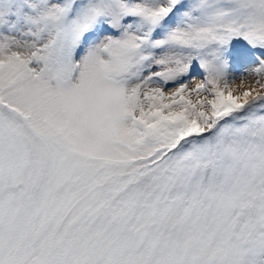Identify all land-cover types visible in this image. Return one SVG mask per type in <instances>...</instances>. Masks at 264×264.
Listing matches in <instances>:
<instances>
[{
    "label": "snow or ice",
    "instance_id": "1",
    "mask_svg": "<svg viewBox=\"0 0 264 264\" xmlns=\"http://www.w3.org/2000/svg\"><path fill=\"white\" fill-rule=\"evenodd\" d=\"M0 264H264V0H0Z\"/></svg>",
    "mask_w": 264,
    "mask_h": 264
}]
</instances>
